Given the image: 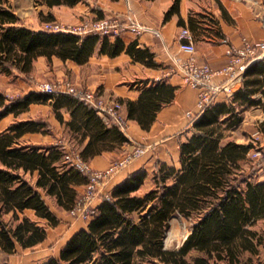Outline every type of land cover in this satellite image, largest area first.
Returning a JSON list of instances; mask_svg holds the SVG:
<instances>
[{"label":"trees","instance_id":"16d2710c","mask_svg":"<svg viewBox=\"0 0 264 264\" xmlns=\"http://www.w3.org/2000/svg\"><path fill=\"white\" fill-rule=\"evenodd\" d=\"M40 1L54 5L77 0ZM7 2L0 0V71L29 72L38 56L48 61L57 56L84 63L94 52L117 56L124 51L134 61L158 65L155 53L139 46L137 40L125 43L120 36L30 29L20 24ZM178 2L174 0L167 16L178 12ZM188 20L191 28L197 25ZM183 22L179 17L178 23ZM251 69L262 71L264 63L245 74ZM174 89L163 79L153 80L136 101L127 102L128 117L149 129L157 109L173 98ZM249 93L238 90L229 101L206 107L180 143V168L159 164L151 176L153 187L142 194L137 191L148 171L141 169L128 175L97 205L86 225L69 236L58 254L41 264H253L259 248L264 250V228L256 229L259 221L264 226V181L253 180L256 165L248 157L252 143L223 141L225 129L239 123L243 100L247 105L256 102L241 97ZM49 100L55 108H85V132L96 131L87 147L105 139L127 140L117 126L107 125L92 107L67 93L36 91L9 100L0 92V119L8 113H22L32 102ZM46 126L42 119H22L0 132V162L4 165L0 167V250L7 254L17 246L26 248L46 237L43 225L27 215L20 217L17 211L32 207L48 224L57 222L40 191L19 174L20 167L36 169L35 184L54 195L65 209L76 201L75 185L86 181L83 173L64 161L61 144L29 148L14 145L24 132L46 131ZM104 126L106 135L100 133ZM175 216L189 219V231L180 246L167 248L164 239Z\"/></svg>","mask_w":264,"mask_h":264},{"label":"crops","instance_id":"0c3cea01","mask_svg":"<svg viewBox=\"0 0 264 264\" xmlns=\"http://www.w3.org/2000/svg\"><path fill=\"white\" fill-rule=\"evenodd\" d=\"M30 1L35 4L34 7L39 12L45 13L46 20L77 21L79 18L91 19L97 15L104 17L117 12H128L133 18H136L140 23L148 27V29L136 36L130 31L125 30L121 33L120 37L124 39L125 43L137 40L139 46L146 47L149 51L154 52V60L158 64L156 66H147L140 61H134L130 54L124 51L117 56L94 52L86 62L79 64L69 58L62 60L57 56H53L48 61L45 56H38L32 64L33 68L35 64V66H40L41 64H50L52 62L53 76L57 78L68 77L78 85L81 84L92 90L96 89L103 96L113 97L122 103V111L127 118V127L121 129L117 124H112L119 128L127 140L122 141L119 138L100 140L95 147H87L89 140L95 139L96 131L85 132L83 126L87 120V114L84 112L85 108L76 109L74 106L70 108L67 106L55 108L53 101L49 100L48 102H32L26 110L22 111V113H25L33 105H37V103L42 106H50L61 127L71 134V141H73L76 150L81 152L91 167L95 169L107 166L112 159L119 157L125 149H129L131 144H139V142L144 144L146 149L142 155L127 163L125 167L111 176L106 183L108 193L128 175L141 169H146L149 175L137 191L138 194H142L153 187L151 176L159 164L164 163L166 166L180 168V143L190 134L192 122L201 113L195 109L196 88H192L183 80L181 71L174 64V58L183 54L179 48L177 37L182 26H187L191 32L198 60L207 62L214 68L222 67L228 59L225 50L226 44L222 43V37H227L235 44L240 43L244 36L254 40L264 39V31L261 21H259V16L264 14V0H179L178 12L171 13L168 16L166 13L174 3V0H77L73 4L63 3L54 5L46 4L40 0ZM7 5L13 11L11 8L12 0H8ZM195 11L201 16L196 18L197 20L195 21L198 24L197 29L200 31L197 32V35H195L196 31L194 27L191 28L188 23V19H192ZM13 12L15 13V11ZM16 15L20 16L18 13ZM179 17L183 19L184 24L178 23ZM20 24L33 30H40L42 28L40 25L31 26L21 22ZM154 29L159 31L160 34L156 35ZM263 63L264 56L252 59L248 63L245 72L252 67L262 66ZM50 72L51 70L47 73ZM159 79H163L175 87L174 96L170 101L157 109L150 124L151 126L149 129H146L136 119L128 117L127 102L129 100L136 101L144 88L151 86L153 80ZM243 79V82L237 84L236 91L241 90L242 93L244 90H249V94L241 97H250L252 100L255 99L256 102L247 105L244 102L246 100H243V104L239 106L241 109L239 123L225 129L223 141L233 140L239 144L248 143V139L241 133L236 135L235 130L240 124L251 122L256 126L255 133L262 136L264 143V69L262 71H248ZM212 80L216 83H221L224 81V76L216 74L212 77ZM231 98L220 93L216 102L229 101ZM187 111H192V115L187 114ZM22 113L18 115L8 113V115L0 119V123L9 115L17 117ZM33 118L34 116L32 117L31 115L22 119ZM77 125L80 126L79 129L75 127ZM7 126L1 127L0 132L5 131ZM105 131V126L100 129L102 135H106ZM45 132L26 131L18 138V142L14 143V145L29 148L38 145L61 144L66 149L68 148L67 143L52 141L47 134H44ZM170 146H174L176 153V158L172 162L168 161V155L165 153L166 149ZM159 148L160 150L158 151ZM0 167H4L1 162ZM18 172L23 179L28 181L29 185L33 186L35 190L40 191L43 199L45 195L55 200L56 204L62 207L54 195L48 194L43 187H38L35 184L38 176L36 169L30 170L29 167L24 169L20 167ZM253 180L263 182L264 175L256 170ZM83 187V182L75 185L77 194L82 191ZM103 198L104 195H97L94 206L97 207ZM17 213L20 217L27 215L32 221L38 223L41 218L35 214L32 207H25V209L17 211ZM6 215L9 218L11 212ZM87 221L74 232L83 228ZM257 223L260 226L258 227L257 224L256 229L264 228L262 221ZM40 242L28 247L39 245ZM18 248L22 247L17 246L16 249ZM259 250V255L264 254L262 247Z\"/></svg>","mask_w":264,"mask_h":264},{"label":"built area","instance_id":"2783aa9c","mask_svg":"<svg viewBox=\"0 0 264 264\" xmlns=\"http://www.w3.org/2000/svg\"><path fill=\"white\" fill-rule=\"evenodd\" d=\"M127 21L121 23L122 18ZM264 31V14L259 16ZM54 31H69L75 34H92L119 36L122 29H127L133 35L141 34L148 27L133 18L129 13H116L104 18L92 19L78 22V24H68L60 26L58 23L52 25ZM154 33L159 35V31L154 29ZM179 48L183 54L174 58V64L182 73L183 80L192 88H196L195 109L200 113L210 104L216 102L220 93L232 97L239 82H243L244 72L248 63L252 59L264 56V39L254 40L242 37L240 43H233L227 37H222L221 41L226 44L227 62L220 68H214L207 62H201L196 56V46L187 26H182L177 35ZM216 74L224 76V81L216 83L212 77ZM40 91L48 93L69 94L78 100H82L92 107L105 121L106 124H117L121 129L127 127V118L122 111V103L113 98L105 97L96 89L92 90L81 84H76L70 79H60L56 82L42 81L39 83ZM192 115V111H187ZM259 139V136H256ZM253 154L259 155L263 151V145H257L254 141ZM64 148L63 159L76 170L86 176L85 186L80 197L76 198L74 204L68 209L73 216L89 219L95 212L92 203L97 197V193L109 181L111 176L132 160L138 158L145 151V147L133 143L132 146L122 153V156L114 158L104 168H93L90 163L78 150L69 151ZM105 197H108L106 195Z\"/></svg>","mask_w":264,"mask_h":264},{"label":"rangeland","instance_id":"374dc122","mask_svg":"<svg viewBox=\"0 0 264 264\" xmlns=\"http://www.w3.org/2000/svg\"><path fill=\"white\" fill-rule=\"evenodd\" d=\"M34 5L35 4H33L30 0H12L11 8L13 9V11H15V13H18V15H20L19 17L21 23L31 26L40 25L42 26L41 29L48 31L49 30L54 31V28H52V25L54 23H58L60 24V26L63 27V26H67L68 24H78V22L104 18L106 16L116 14L113 13L106 15L104 17H100L99 15H97V16H93L91 19L79 18L77 21H68V20L58 21L54 19L46 20L45 13L39 12L37 8L34 7ZM125 14H128V12ZM198 17L201 16L195 11L192 16V20H193L192 23H194L197 20L196 18ZM126 21H127L126 17L123 16L121 23L123 24ZM197 27L198 24L194 27L196 31L195 35L198 34L197 32H200L197 29ZM125 30L127 29H122L121 33ZM79 35H86V34H79ZM110 37L113 38L114 36H110ZM35 65L33 68H31V71L29 72L20 73L18 71H15V72L6 73L0 71V92H2L9 100L21 98L28 92H36V91L45 92V91H40L38 89L39 83L42 81L56 82L57 80L68 78V77L57 78L56 76H53L52 62H50V64L44 63L41 64L40 66H35ZM50 70L51 72L47 73ZM31 115L32 117L34 116L33 119H42L45 121L47 125L46 126L47 130L44 134H47L52 141L58 143L65 142L68 144L67 150L69 151L76 150L75 146L73 145V141H71V134L66 129L61 127V125L57 121L55 114L52 112V108L50 106H42L39 103H37V105H33L28 111L22 113L17 117H14L13 115H9L0 123V128L5 125H8V123L12 121H18L19 119L22 120V118ZM255 128H256L255 124L251 122H245L240 124L238 128L235 130V132L236 135L240 133L243 134V136H245L248 139V142L252 143L253 147L255 144L254 141H256L258 146H260L261 144L263 145V151L261 152V154L254 156L253 149H250L248 157L253 159L254 164L256 165V170H258V172L264 175V143L262 140V136H260V134L258 133H255L254 131ZM257 135L259 136V139H256ZM139 144L145 147L144 144H142L141 142H139ZM159 150L160 148L158 149V151ZM122 153L120 156H122ZM165 153H167L168 155L169 162H172L176 158L174 146L173 147L170 146L169 148H167ZM106 185L99 190L97 195L99 196L104 195L105 197L106 195L109 194L108 189H106ZM82 191L77 194L76 198L81 196ZM44 199L49 205V208L51 209L52 213L56 214L57 216L56 224L50 225L46 222V219L40 218L39 224L45 227L46 238L42 242H40L39 245L33 247H27L26 249L18 248L15 251H13L11 254L4 253L3 251L0 250L1 264H41V262L46 261L48 258L57 255L59 250L65 245L66 243L65 241L69 238V236L76 229H78L80 225H83V223L89 220V219H84V218L82 219L80 217L73 216L71 213H69L68 211L69 208L65 209L64 207L58 206L55 200H52L45 195H44ZM92 205L94 206V202L92 203ZM188 221L189 219L187 217L184 218L175 217L170 220V229L168 230L167 235L164 239L165 247L170 248L173 246L176 247L180 246V244L182 243L186 234L189 231ZM259 226L260 224H258V227ZM218 264H224V262L219 261ZM253 264H264V254H261L257 257L256 256L253 257Z\"/></svg>","mask_w":264,"mask_h":264}]
</instances>
